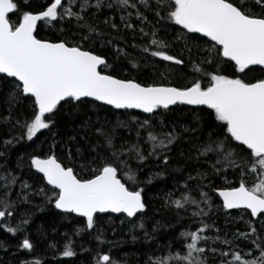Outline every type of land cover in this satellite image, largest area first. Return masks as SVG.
I'll return each mask as SVG.
<instances>
[{
	"label": "snow or ice",
	"instance_id": "snow-or-ice-1",
	"mask_svg": "<svg viewBox=\"0 0 264 264\" xmlns=\"http://www.w3.org/2000/svg\"><path fill=\"white\" fill-rule=\"evenodd\" d=\"M21 3L30 5L31 0H0V230L20 237L17 252L38 257L20 264H50L44 259L49 251L69 258L56 264H78L81 252L89 253V264H128L126 257L112 254L120 242L109 240L99 226L103 214H122L120 223L127 222L131 240L142 239L148 246L144 264H209L210 259L216 264H264V0H47L35 13ZM44 27L58 33L57 38L41 37ZM120 36L126 44L130 37L129 46L142 53L136 62L118 46ZM138 39L141 44L135 43ZM176 42L181 51L170 54L167 49ZM124 60L136 70L141 60L154 70L158 62H170L163 65L166 73H180L186 83L144 84L113 74L118 67L124 71ZM104 106L129 117L135 143L117 146L103 125L94 133L103 144L87 143V111ZM177 106H191L194 127L164 119ZM61 119L74 126L69 140L77 141L76 149H68L66 159L75 156L76 166L53 151ZM116 126L127 128L129 123L118 120ZM43 130L52 144L46 156L28 155L29 173L39 181L29 183L16 172L24 169L23 155H17L15 168L8 167L11 152ZM145 132L147 150L141 145ZM185 133H196L197 139L186 149L181 147ZM174 145L184 166L170 164ZM149 161H156L158 170L142 177ZM168 169L182 173L171 177L175 184L162 197L174 221L153 220L149 227L145 186L166 179ZM22 204L36 211L54 206L69 222L84 218L77 221L82 226L63 234L62 249L45 241L47 251L38 253L28 233L31 209L20 212ZM234 209L256 220L248 221L249 231L229 238L214 217ZM177 224L182 230L167 236ZM241 239L251 247L242 249ZM93 242L95 249L86 246ZM8 247L0 240V250L7 253Z\"/></svg>",
	"mask_w": 264,
	"mask_h": 264
},
{
	"label": "trees",
	"instance_id": "trees-1",
	"mask_svg": "<svg viewBox=\"0 0 264 264\" xmlns=\"http://www.w3.org/2000/svg\"><path fill=\"white\" fill-rule=\"evenodd\" d=\"M47 0H31L30 5H25L23 3L20 4L21 8H28L29 10L38 12L45 7ZM13 16L15 14H12ZM178 27V26H176ZM38 34L43 38L49 39H56L58 33H55L53 30L49 29L48 27H44L40 29ZM113 35H116L113 33ZM172 32L169 30L168 39H171ZM128 43H125V36L119 37L118 46L124 48L125 51L131 53L129 59L134 63L138 56L142 55V53L137 48L130 47L129 45L133 43L131 38H127ZM136 44H141L142 42L138 39L135 41ZM111 48V46H109ZM102 53H107L108 49H98ZM114 51V49H112ZM170 54L179 55L180 49V42L174 43L169 49H167ZM188 55L187 52H184V56ZM195 51L193 52V57L195 58ZM111 62V57H107ZM153 58L149 57V60ZM158 61V58H155ZM170 62H158L157 67L154 70L151 63H146L145 61L141 60V68L139 70L132 69L131 63L128 60L122 61V67L124 69L123 72L117 68V71L113 74L120 75L122 78H135L139 82L144 84H151V83H158V84H171L174 86H184L186 83L185 80L180 78V73H172L171 75L167 74L165 68L163 67L164 64ZM114 67H116L114 65ZM111 71V69H109ZM165 73V76L168 78H163L157 73ZM190 106H177L176 111L171 113H166L164 119L166 121H177L182 125H187L189 127H194L196 124L195 116L189 111ZM4 110L3 106V97L0 95V111ZM132 111V110H131ZM123 110H114L111 107L104 106L102 108H92L87 111V117L91 118V126L87 129L88 141L87 143L96 144L97 142L103 144L102 137L95 133V128L103 125L106 131H110L114 134V143L119 146L121 142H131L135 143L136 132H135V125L130 122L129 117L127 115L121 114ZM134 115H139L142 118L146 115H143L139 112L132 111ZM127 121L129 126L127 128L118 127L117 121ZM75 128L77 131L80 132L78 136V141L80 147L84 148L87 146L86 142L83 139L84 131L80 129L79 121L76 122ZM74 134V126L67 122L64 119H61L60 123L56 126V139L59 141L57 143L56 148L53 150L57 157L63 161L65 164H69L70 166H76L74 164L75 160L77 159L75 156L71 158V160L66 159L67 150L71 149L73 153L76 149L77 141H70L69 137ZM146 132L142 133L143 139L141 140L142 147L147 150L150 148V144L145 143L144 140L146 139ZM187 139L185 140L184 144L181 145L182 148H187L189 144L197 143L196 133H185ZM203 139V137H201ZM52 144V140L49 137L47 130H43L41 133L37 134V137L33 139V141L29 142H21L16 145L15 148L12 149L11 152V159L9 162L8 167L15 168V162L17 160V155H23L25 160V166L23 171L21 172L19 169L16 170L18 174H20L23 180H27L29 183H33L34 180L38 183L39 181L36 177H33L27 168V158L28 155L31 154H40L42 156H46L49 154V145ZM174 152L171 154L173 159L170 161L173 168L177 166V164L184 166V161L179 155V150L176 149V146H173ZM103 150V149H99ZM195 151V149H193ZM156 161H149L148 167H145L143 172H141V176L150 175L152 172L157 171L158 169L155 167ZM135 167V164H133ZM78 167V166H77ZM187 167H192L191 164H188ZM35 170L33 169L32 172ZM41 175V174H38ZM181 176L182 173L180 172H173L171 169H168L165 172L166 179L164 180H155L152 184H148L145 186V198L149 204L148 207V220L147 224L149 227L152 224V221H159L164 223L166 221L172 220L174 221V214L170 212L167 208L163 207V194L168 189L172 188L175 184V181L172 180V176ZM195 175V173H193ZM233 179L232 177H229ZM218 183H224V181H218ZM17 191L19 189L17 188ZM36 203H40L39 197L33 198ZM19 211L25 212L31 209V223L28 227L29 238L36 244V252L44 253L46 250L45 248V241L47 242H55L58 244L59 248L62 249L64 241L63 234L65 232L71 234L73 232L74 227L82 226L78 225L77 221H82L84 218L77 217L69 222L67 219L64 218V215L56 210L54 206H47L44 208L43 211H36V209L32 205H19ZM243 217L241 219L240 217ZM122 218V214L113 215V214H103V218L99 221V226L103 229V231L107 234V238L112 241L120 242V246L116 247L112 250V254L116 256L118 259L127 258L128 264H144L145 256L144 253L148 251V246L143 242V240H139L137 242H133L128 234V225L127 222L124 224L120 223V219ZM215 224L218 229H220L221 233L227 232L229 234V238H231V234L237 231L239 232H246L249 231L248 228V221L252 220L253 217H250L246 214L245 210H235L229 211L227 214L225 211L221 210L216 213L215 217ZM18 222V221H17ZM15 226V225H12ZM182 230L181 225L177 224L175 228L171 229L167 232V236H171L174 233ZM44 234L43 240L40 239L41 235ZM264 235V231L261 233ZM161 242L165 241V235L162 234L160 237ZM20 239L19 236H12L11 234L6 233L4 230H0V240H3L6 245H8V251L5 253L4 251L0 250V264H20L21 260L28 259L30 261H34L38 257L36 256H28L26 257L23 251L17 252L16 245L18 240ZM77 243L80 242V237H74ZM84 241L87 242L89 237L85 236ZM240 247L242 249H248L251 245L248 241L241 239L238 241ZM86 246H90L95 249V243H91L90 245L86 244ZM104 251H108L107 246L104 247ZM14 256L16 257L14 259ZM46 262H50V264H56L57 261L64 260L68 261L69 258H64L60 255V251H57L55 255H53L50 251L44 257ZM78 260V264H89V253L81 252L79 257L76 258ZM209 264H216L215 259H210Z\"/></svg>",
	"mask_w": 264,
	"mask_h": 264
},
{
	"label": "water",
	"instance_id": "water-1",
	"mask_svg": "<svg viewBox=\"0 0 264 264\" xmlns=\"http://www.w3.org/2000/svg\"><path fill=\"white\" fill-rule=\"evenodd\" d=\"M108 107H110V106H108ZM191 107V106H190ZM132 111H136V112H139V110H132ZM139 113H141V112H139ZM141 114H143V115H147V114H144V113H141ZM42 175V174H41ZM235 210H237V209H234V210H229V211H235ZM240 210V209H239ZM241 210H243V209H241ZM113 215H117V214H113ZM253 219H256V218H253Z\"/></svg>",
	"mask_w": 264,
	"mask_h": 264
}]
</instances>
